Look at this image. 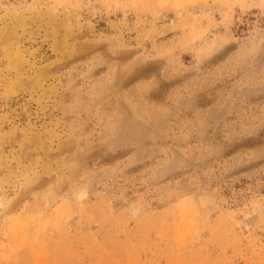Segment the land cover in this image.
<instances>
[{
  "label": "rangeland",
  "instance_id": "374dc122",
  "mask_svg": "<svg viewBox=\"0 0 264 264\" xmlns=\"http://www.w3.org/2000/svg\"><path fill=\"white\" fill-rule=\"evenodd\" d=\"M0 264H264V0H0Z\"/></svg>",
  "mask_w": 264,
  "mask_h": 264
}]
</instances>
